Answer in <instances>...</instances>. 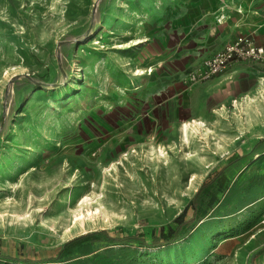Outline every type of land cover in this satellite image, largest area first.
Returning a JSON list of instances; mask_svg holds the SVG:
<instances>
[{"label": "rangeland", "instance_id": "374dc122", "mask_svg": "<svg viewBox=\"0 0 264 264\" xmlns=\"http://www.w3.org/2000/svg\"><path fill=\"white\" fill-rule=\"evenodd\" d=\"M176 2L0 0V254L33 262L0 264H257L264 79L251 100L187 105L155 60ZM185 207L179 242L106 240L149 243Z\"/></svg>", "mask_w": 264, "mask_h": 264}, {"label": "crops", "instance_id": "0c3cea01", "mask_svg": "<svg viewBox=\"0 0 264 264\" xmlns=\"http://www.w3.org/2000/svg\"><path fill=\"white\" fill-rule=\"evenodd\" d=\"M177 1L168 17L166 26L170 29L160 34L159 51L155 55L156 67L166 74L170 90L184 94L187 105L201 103L212 109L218 105V110L234 100L250 98L254 84L264 79V63L232 62L220 76L187 86H182L180 74L238 35L249 36L255 44L264 47V0ZM173 83L178 88L172 87ZM256 90L258 93L257 87ZM258 231L249 238V241H261L251 253L253 261L264 264V233ZM229 236L222 243L234 242L238 235Z\"/></svg>", "mask_w": 264, "mask_h": 264}, {"label": "built area", "instance_id": "2783aa9c", "mask_svg": "<svg viewBox=\"0 0 264 264\" xmlns=\"http://www.w3.org/2000/svg\"><path fill=\"white\" fill-rule=\"evenodd\" d=\"M236 61L264 63V47L255 44L249 36L238 35L198 64L184 70L182 80L187 84L209 81L220 76L230 63ZM261 217L264 220V214Z\"/></svg>", "mask_w": 264, "mask_h": 264}, {"label": "trees", "instance_id": "16d2710c", "mask_svg": "<svg viewBox=\"0 0 264 264\" xmlns=\"http://www.w3.org/2000/svg\"><path fill=\"white\" fill-rule=\"evenodd\" d=\"M235 161V157L233 155H231L228 158V165L233 163ZM220 175V177H222V179H224V175H223V170H221L218 174H215V176H213V178H210L209 180H204V182L202 183V186L199 188V190L196 192V194L193 196V198L190 200V206H192V210L193 213L196 214L197 211V198L199 197L200 193H201V189L203 187H205L208 183L213 182L214 177ZM207 179V178H206ZM187 207H185V209L174 219V223H176V227L173 228L171 226H169L166 230H161L158 234L153 232L152 236H151V241L148 243L144 240V238L139 235V236H129L126 238H112L109 236H106V240L109 241H114V242H121V243H135L138 244V246L144 247V248H150V247H160L166 244H171L174 242H177L179 240H181L185 235H186V231L185 232H181V229L183 227V225H185V220H184V214L186 212ZM196 220V222L198 220H200L198 217L193 218L191 217L189 222ZM187 224V222H186ZM0 259H4V260H10V261H15V262H26V263H33L30 260H19L18 258H13L11 256H6V255H1L0 254ZM41 262H46V261H41ZM40 262V263H41Z\"/></svg>", "mask_w": 264, "mask_h": 264}, {"label": "bare ground", "instance_id": "6f19581e", "mask_svg": "<svg viewBox=\"0 0 264 264\" xmlns=\"http://www.w3.org/2000/svg\"><path fill=\"white\" fill-rule=\"evenodd\" d=\"M135 70H136V75H142L143 74V69H135ZM251 98L252 97L247 98V99L251 100ZM234 102H236V101H234ZM244 109H245V107H244ZM247 109L249 110L248 106H247ZM203 127H204V125H203V123L201 121L192 120V121H189V122H183V123H181V125H180V131H181V133L183 135V139L185 141H187L188 140V134H189V132H191L193 129H199V128H203ZM158 152H159L158 158H163L165 156V152L163 150H159ZM119 162H121V159H119L118 163ZM106 169L107 168H105L104 170H106ZM14 186L15 185H12V188L13 189L15 188ZM88 200H89V198H87V196H85L84 198L80 199V202L78 204V207L82 206L84 203L86 204L88 202ZM78 215H79V217H77V215H74L76 217L74 218V220H72L73 221L72 226H69V228L67 229V231H69L70 233L74 229H77L78 225L81 224V221H82L81 219L85 217V215L82 212H79ZM87 215H89V216L91 215V212H89V210H87ZM21 217H23V216L22 215H17L16 218L19 220V219H22Z\"/></svg>", "mask_w": 264, "mask_h": 264}]
</instances>
